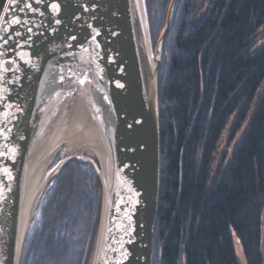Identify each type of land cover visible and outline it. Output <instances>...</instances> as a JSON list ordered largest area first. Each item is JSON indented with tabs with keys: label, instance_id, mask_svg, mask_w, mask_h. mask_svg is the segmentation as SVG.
<instances>
[{
	"label": "trees",
	"instance_id": "16d2710c",
	"mask_svg": "<svg viewBox=\"0 0 264 264\" xmlns=\"http://www.w3.org/2000/svg\"><path fill=\"white\" fill-rule=\"evenodd\" d=\"M169 1L146 0L149 37ZM172 20L157 72L151 264H240L235 240L245 264H264V0H177ZM91 163L66 161L44 187L19 264L91 263L101 199Z\"/></svg>",
	"mask_w": 264,
	"mask_h": 264
},
{
	"label": "water",
	"instance_id": "95a60500",
	"mask_svg": "<svg viewBox=\"0 0 264 264\" xmlns=\"http://www.w3.org/2000/svg\"><path fill=\"white\" fill-rule=\"evenodd\" d=\"M176 2L169 1L152 49L142 0H5L0 264L20 263L33 200L60 147L43 152L80 106L98 142L92 153L101 186L90 264H151L160 176L157 71ZM72 158L83 160L69 156L61 166Z\"/></svg>",
	"mask_w": 264,
	"mask_h": 264
},
{
	"label": "rangeland",
	"instance_id": "374dc122",
	"mask_svg": "<svg viewBox=\"0 0 264 264\" xmlns=\"http://www.w3.org/2000/svg\"><path fill=\"white\" fill-rule=\"evenodd\" d=\"M143 1V8H144V13H145V9H146V0H142ZM153 4H152V8H153ZM164 17H165V11L163 12V16H162V19L157 21L159 24H157L156 26H161L163 25V22H164ZM172 19H173V16H172ZM145 20H146V14H145ZM173 21V20H172ZM146 25H147V22H146ZM159 26V27H160ZM171 26H172V22H171ZM171 26H170V29H171ZM148 29V28H147ZM169 29V31H170ZM157 31L158 30H155V32L153 33L152 37H149L150 39V43H151V48L153 49L154 45L152 43V41L155 39L156 35L157 34ZM260 31L262 33H264V25L262 26V28H260ZM149 33V32H148ZM150 35V34H149ZM158 36V34H157ZM157 38V37H156ZM261 42H264V38L261 40ZM161 59H162V55H161ZM160 64H161V61H160ZM160 66V65H159ZM159 69V67H158ZM158 72V71H157ZM158 86V85H157ZM264 89V81L262 83V86L261 88L258 90L257 92V98L258 96L262 93ZM256 98V99H257ZM228 131H229V127L227 128V130L224 132L222 138H221V141L219 143V146L217 148V152L215 154V165H214V170L216 169V165L218 164V160L220 158V155L221 153L223 152V149L225 148L226 146V140L228 138ZM232 148V147H231ZM69 156H77V157H82L83 160H91L92 163L91 165L93 166V169L98 173V162L95 158V156L93 155L92 151H90L87 146L84 144V145H69L68 143H64L60 146V149L54 154L52 160L47 164L44 172H43V175L41 177V182L43 183L44 181L48 180V179H52V177L57 174L61 168V164L65 161V159ZM77 159V158H75ZM78 160V159H77ZM74 165H70L67 167V169H65L63 171V173L65 174L66 171H71L72 167ZM75 173H78V169L75 170ZM98 175V174H97ZM64 176V175H63ZM49 180V181H50ZM48 181V182H49ZM41 183V184H42ZM48 184V183H47ZM47 184L44 185L47 186ZM41 186V185H40ZM44 187L37 192L34 200H33V207H32V210H31V213H30V217H29V222H28V228H29V225H30V222L32 220V218H34V216H37L38 212L40 211V207H41V198H42V191L44 189ZM28 230L27 229V233H26V236L28 234ZM26 239V237H25ZM24 243H25V240H24ZM24 243H23V246H24ZM235 249H236V254H237V258H238V261L240 264H245L244 262V258L242 256V253H241V249L239 248L238 246V243L237 241L235 240ZM22 251H23V248H22ZM76 251L79 253V251H81V247L80 246H77L76 247ZM77 253V255H79ZM22 254V253H21ZM21 259V258H20Z\"/></svg>",
	"mask_w": 264,
	"mask_h": 264
},
{
	"label": "bare ground",
	"instance_id": "6f19581e",
	"mask_svg": "<svg viewBox=\"0 0 264 264\" xmlns=\"http://www.w3.org/2000/svg\"><path fill=\"white\" fill-rule=\"evenodd\" d=\"M64 143H68L71 146L85 144L90 151L98 149V142L94 137L92 127L81 106L72 108L70 113L64 117L56 133L50 140V145L48 147L46 146L43 154L60 147ZM38 187L39 184L32 191L35 192Z\"/></svg>",
	"mask_w": 264,
	"mask_h": 264
},
{
	"label": "snow or ice",
	"instance_id": "6c2138e0",
	"mask_svg": "<svg viewBox=\"0 0 264 264\" xmlns=\"http://www.w3.org/2000/svg\"><path fill=\"white\" fill-rule=\"evenodd\" d=\"M52 7H53V9L56 10V11L59 10V5L54 4V5H52ZM57 23H59V21H57Z\"/></svg>",
	"mask_w": 264,
	"mask_h": 264
}]
</instances>
